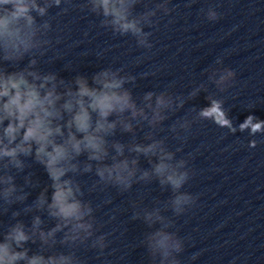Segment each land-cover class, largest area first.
I'll use <instances>...</instances> for the list:
<instances>
[{"label":"water","instance_id":"obj_1","mask_svg":"<svg viewBox=\"0 0 264 264\" xmlns=\"http://www.w3.org/2000/svg\"><path fill=\"white\" fill-rule=\"evenodd\" d=\"M36 3L45 12H31L33 47L11 60L0 49V73L53 75L64 93L76 89L77 77L92 86L110 71L124 78L137 114L110 115L116 126L105 137L106 158L89 161L83 153L79 171L65 177L91 209L81 221L87 229L73 231L49 214L52 181L34 153L19 157L22 168L0 158V242L21 224L29 239L13 244L16 251L64 256L67 264H264V131L240 130L250 115L264 121V0H128V19L141 35L116 30L91 0ZM213 101L220 109L202 116ZM153 144L147 154L134 150ZM165 154L168 169L157 174ZM113 158L133 170L129 187L97 176ZM173 173L185 174L178 188L167 181ZM9 186L15 191L5 199ZM42 193L46 202L37 207ZM180 197L187 201L177 206Z\"/></svg>","mask_w":264,"mask_h":264},{"label":"clouds","instance_id":"obj_2","mask_svg":"<svg viewBox=\"0 0 264 264\" xmlns=\"http://www.w3.org/2000/svg\"><path fill=\"white\" fill-rule=\"evenodd\" d=\"M56 4L60 0H55ZM93 10H101L105 17H111L110 23L122 32H132L141 35V28L136 20L128 19V0H91ZM35 10L43 15L44 8L37 5L36 0H0V49L5 53V59L17 58L21 52H27L33 47V25L35 23L31 12ZM215 19L216 13H210ZM143 43V41H141ZM28 77H31L30 80ZM55 76L41 77L36 72H2L0 73V158H8L9 163L17 168L23 164L21 155H33L41 163L52 181L51 202L48 203V212L51 216L59 218L63 225L72 224L73 231L87 229L90 225L81 223L91 209L78 199L81 189L72 178H65L69 173L79 171L77 157L83 153L88 154L89 161H103L107 156L105 137L115 128V122L108 117L114 113H123L133 110L137 114L130 94L122 89L124 78H118L116 73L103 71L93 77V85L88 80L77 77L76 89H67L64 93L56 91ZM51 84V86H49ZM63 101L62 103H60ZM158 98L157 104H163ZM220 109L217 101L212 102L211 109L202 110V116H208ZM96 119L93 121L92 114ZM64 114L69 116L65 124H61ZM264 121H255L249 116L240 130H250L255 134L264 129L260 124ZM126 129L130 125H124ZM65 129L67 131L65 132ZM79 134V137L78 135ZM59 138V139H58ZM157 145L147 148L135 147V151L152 152ZM118 154H122L123 146L115 144ZM170 159V154L161 157V163L155 167L157 174H164L168 165L163 161ZM114 162L111 166H99L96 174L101 180L114 181L125 188L130 186L133 170L129 168L127 160ZM135 163V161H133ZM92 169L90 163L83 167L84 172ZM147 176V173L144 174ZM185 174H170L167 181L178 188L184 181ZM12 178L6 177L4 183L11 184ZM15 191L13 186L3 190V196L8 199ZM23 199V197H17ZM187 201L186 197L177 198L176 204ZM46 202L42 193L37 201V207ZM40 223L39 217L34 221ZM62 225L58 224V230ZM43 236L44 234L41 233ZM52 235V233H48ZM29 239L23 225L17 224L6 234L4 241L0 242V264H18L26 260L27 264H67L68 258L61 256L44 258L40 255L28 256L27 250L16 251ZM169 237L163 236L159 241L161 246H167ZM178 249V245L176 246Z\"/></svg>","mask_w":264,"mask_h":264}]
</instances>
